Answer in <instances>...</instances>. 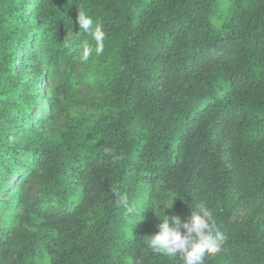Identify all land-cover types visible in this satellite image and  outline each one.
Instances as JSON below:
<instances>
[{
	"label": "trees",
	"instance_id": "trees-1",
	"mask_svg": "<svg viewBox=\"0 0 264 264\" xmlns=\"http://www.w3.org/2000/svg\"><path fill=\"white\" fill-rule=\"evenodd\" d=\"M22 155L0 264H183L148 240L198 208L204 264H264V0H0V191Z\"/></svg>",
	"mask_w": 264,
	"mask_h": 264
},
{
	"label": "clouds",
	"instance_id": "clouds-1",
	"mask_svg": "<svg viewBox=\"0 0 264 264\" xmlns=\"http://www.w3.org/2000/svg\"><path fill=\"white\" fill-rule=\"evenodd\" d=\"M77 23L79 28H83L86 33L92 35L97 44L95 51L97 54L101 53L105 39L103 26L95 23L91 17L83 12L78 13ZM91 52L92 49L85 45L83 58L87 60ZM45 78L47 79L48 76ZM15 176L18 175L15 174ZM18 177L15 186L21 179L20 174ZM117 197L118 203L130 211L128 196L117 193ZM209 216L210 213L204 208L191 211V215L184 222L177 216L168 217L165 215V218H162L163 223L159 225L158 233L149 238L148 247L155 253L170 257L178 256L183 264H204L206 256L214 255L220 251V245L225 239L224 234L219 229L208 223L207 217Z\"/></svg>",
	"mask_w": 264,
	"mask_h": 264
},
{
	"label": "rangeland",
	"instance_id": "rangeland-1",
	"mask_svg": "<svg viewBox=\"0 0 264 264\" xmlns=\"http://www.w3.org/2000/svg\"><path fill=\"white\" fill-rule=\"evenodd\" d=\"M31 2H32L31 4L33 6L34 2L33 1H31ZM32 38L29 40V45L27 47L21 48L20 51H19V57H18V62H17L18 63V65H17L18 69L21 67L20 65H22V64H20L22 62V59H25V58L26 59H32L33 54L38 50L37 49L38 48L37 40L35 41L36 45L34 47L31 46ZM34 39H36V37ZM26 48H28L29 51H26L25 50ZM25 51L27 52V56L26 57H25ZM41 86H42L41 89H42L43 93L41 94V96H39L40 95L39 92L37 93L38 102L36 104L35 109L32 111V113H33L32 116H33V119H34V121L36 123V127H39L38 123L40 121H42L43 119L47 118V113L49 112V110L46 109L45 106L48 103H50V100L45 102V100H43V99H44V97L47 96V94L51 90L50 80L48 78L47 79L43 78L42 81H41ZM82 91L84 93H87L86 90H82ZM5 155H6V152L3 154V156H5ZM224 157H226V156H224ZM20 159H21V164L17 166V168L15 170V174L16 173H20V174L23 173V171H24L23 165L27 161L31 160V157L29 158L27 156L22 155V156H20ZM224 160L227 163V159L224 158ZM17 179H19V177L14 175L13 177H8L6 179V182L2 183L3 187H5V189L8 188L9 191H7V190L0 191V197H1L0 198V203L1 202H7V201H9L11 199V197H13V195L11 193L12 192L15 193V190H16L15 182H16ZM35 191H37V189H35ZM207 221H208V218H207Z\"/></svg>",
	"mask_w": 264,
	"mask_h": 264
}]
</instances>
